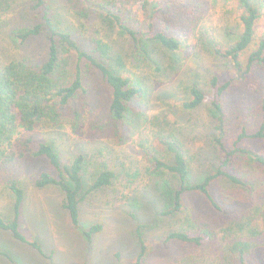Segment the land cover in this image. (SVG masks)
Listing matches in <instances>:
<instances>
[{
	"label": "rangeland",
	"instance_id": "obj_1",
	"mask_svg": "<svg viewBox=\"0 0 264 264\" xmlns=\"http://www.w3.org/2000/svg\"><path fill=\"white\" fill-rule=\"evenodd\" d=\"M50 1L55 20H66L72 25L77 37L89 42L92 48H95L94 41L101 40L108 45L112 44L117 51L124 46L131 51L130 59L124 64L125 69L134 73L135 78L148 88L149 93L143 101L148 104L146 111L151 119L145 123L143 120L138 121L136 126L140 124L137 126L140 128L133 129L132 132L126 131L123 125H119L118 135L108 129V135L104 136L99 127V132H95L92 125L107 121L105 115L109 89L102 83L101 92L93 102L94 113L89 120H84L87 111L85 106L81 112L83 120L76 125V129L73 124H68L69 140L63 142L65 145L62 147L65 151V164L69 163L80 145L99 139L109 144V152L100 147L103 153L107 156L111 154L119 163V176L113 187L101 189L83 198L81 225L78 227L71 223L67 211L62 207L63 194L59 189L40 190L35 187L36 179L44 172L58 176L45 158L26 157L10 164H0V216L8 218L13 213L14 194L9 185L15 181L26 195L21 209L20 231L28 241L20 242L10 232L0 230V251L8 252L14 260L10 261L9 257L0 253V264H133L140 253L138 229L143 224L148 226L143 229L148 252L143 264H242L240 240L251 242L246 255L247 264H264V166L245 156L238 159L240 167L246 173V184L235 186L224 181L216 183L214 193L223 208L221 211L215 209L203 196L186 194L187 209L177 216L163 217L158 191L162 184L156 178L167 181L170 176L164 173L158 177L160 174L154 171L151 161L155 154L167 159L171 157L157 141L155 134L158 131L164 135L173 132L186 136L187 147L193 155L215 147L208 140V134L211 138L209 131L206 134L205 130L195 128L198 118L215 125L213 107L208 103L200 110L188 111L183 102L188 99L187 87L199 77L202 83L213 76H217L222 83L231 79V64L222 58L208 56L192 43L183 51L181 67L169 81L159 75L155 67L142 62V58L139 59L138 67L135 66L137 56L133 51L134 42L128 35L122 34L116 27L113 32L109 27L107 30L95 15L89 18L78 15L66 0ZM114 1L116 10L121 12L127 24L137 31L146 30L148 24L143 7L147 0ZM213 1L215 0L207 1V8L202 13L210 27L220 30L229 23H235L236 16H228L227 10L221 6H213ZM163 2L166 6L170 4L169 0ZM36 4L35 0H2L0 9L5 25L0 38L1 55L8 52L17 58L34 57L35 63L45 60L48 48L45 32L25 44L12 42L10 36V33L19 29L43 24V9L37 8ZM185 6L186 11L178 15H174V8L164 10L161 22L166 19L174 23L171 35L191 38L195 35L192 21L197 18V12L196 9H187L188 3ZM219 36L223 41L228 37L222 32ZM182 74L184 81L180 86H175ZM256 74V77L252 76L244 84L238 85L236 82L232 97L226 101L230 114L226 144L230 149L243 128L251 130L252 126H258L261 122L259 111L264 97V68H257ZM169 86L178 90V93L174 94V90L167 89ZM209 97L212 98L211 95ZM138 106L135 105V108ZM155 116L158 118H152ZM252 132L254 131H249ZM37 135L41 138L39 132ZM241 145L264 155V140L249 138L243 140ZM203 164L195 162L196 172L208 166L204 164L202 167ZM93 172L92 166L88 173L92 176ZM90 178H87V182L91 185L93 181ZM87 189L88 187L81 197ZM97 224L102 226L101 232L89 239L86 232ZM183 229L208 231L213 237L202 246L167 241L170 233ZM29 242L41 245L45 254L50 257L46 258Z\"/></svg>",
	"mask_w": 264,
	"mask_h": 264
},
{
	"label": "trees",
	"instance_id": "obj_2",
	"mask_svg": "<svg viewBox=\"0 0 264 264\" xmlns=\"http://www.w3.org/2000/svg\"><path fill=\"white\" fill-rule=\"evenodd\" d=\"M35 1L36 7L43 9V24L19 29L10 33V36L12 42L25 44L45 32L48 41L45 60L35 63L34 57L17 58L8 52L0 54V164H10L26 157L45 158L58 176L44 172L36 179L35 187L40 190L59 189L63 194L62 207L67 211L71 223L78 227L81 225L83 198L101 189L113 187L119 176V163L111 154L107 156L103 153L100 147L109 152V144L99 139L80 145L69 163L65 164V151L62 147L65 145L63 142L69 140L68 124H73L76 129V125L83 120L81 112L85 106L87 111L84 120H89L95 110L93 102L101 92L100 84L105 83L109 89L105 115L107 121L92 125L93 130L99 132V127L101 133L107 136L108 129H111L118 135L119 125H123L126 131L132 132L133 129L140 128L137 127L140 124L136 126L138 121L143 120L145 123L151 119L146 111L148 104L143 101L149 90L135 78L134 73L125 69L126 60L131 57L129 49L124 46L117 51L112 44L108 45L101 40L94 41L95 48H92L89 42L77 37L72 25L66 20H55L50 0ZM207 1L169 0L170 4L166 6L163 0H147L143 14H146L148 25L146 30L137 31L123 20L121 12L116 10L114 0H66L78 15L87 18L95 15L107 30L109 27L113 32L116 27L122 34L128 35L134 42L133 51L137 56L135 66L138 67L139 59L142 58V62L155 67L159 75L169 81L181 67L183 51L192 43L208 56L222 58L231 64V79L222 83L217 76H213L202 83L199 77L187 87L188 99L183 102L188 111L200 110L208 103L213 107L214 126L201 118L195 122V128L199 131L205 130L206 134L209 131L211 138L208 134V140L211 145L214 144L213 149L193 155L183 134L171 132L164 135L160 131L155 134L157 141L171 156L167 159L155 154L151 158L154 171L160 174H156L158 177L164 173L170 176L167 181L155 177L162 184L158 191L163 217L182 214L187 209L186 194L203 196L215 209L221 211L223 208L214 193L216 183L224 181L235 186L246 184V173L240 167L238 159L245 156L264 166V155L241 145L243 140L249 138L264 140V97L259 111L260 124L252 126L251 130L243 128L232 149L226 144L230 123L226 101L233 95L234 84L246 83L252 76H257V68H264V0L213 1V6H221L227 10L228 16H236L235 23H229L220 30L210 27L205 16H202L207 8ZM1 2L2 0L0 4ZM187 3V9H196L197 12V18L192 21L195 35L191 38L173 36L171 32L174 23L166 19L161 22L163 11L174 8V15L183 14ZM2 16L0 9V38L5 25ZM180 22L184 23L183 20ZM220 32L228 35L226 41L219 36ZM193 64L196 65L194 62ZM197 70L200 71V68ZM183 81L182 74L175 86H180ZM167 89L174 90V94L178 93L172 86ZM137 104L139 106L135 108ZM209 116L211 117L210 113ZM38 132L41 138L38 137ZM195 162L208 166L204 168L203 164L202 170L196 172ZM92 166L94 172L91 176L88 172ZM88 177L93 181L91 185L87 182ZM9 187L14 194L13 213L8 218L0 216V230L10 232L20 242L28 243L20 231L21 209L26 199L24 189L15 181ZM146 227L148 226L144 224L139 226L140 253L133 264H143L148 257L143 237V229ZM101 230L102 226L97 224L91 226L86 235L90 239ZM212 237L208 231L183 229L170 233L167 241L202 246ZM29 244L46 258L50 257L38 243ZM240 245V259L242 264H247L246 255L251 242L240 240ZM0 253L14 261L8 252Z\"/></svg>",
	"mask_w": 264,
	"mask_h": 264
}]
</instances>
